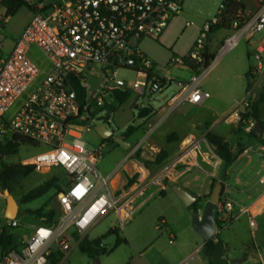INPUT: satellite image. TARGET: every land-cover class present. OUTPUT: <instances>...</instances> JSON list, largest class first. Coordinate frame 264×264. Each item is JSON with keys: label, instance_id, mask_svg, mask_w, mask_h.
I'll return each mask as SVG.
<instances>
[{"label": "built area", "instance_id": "2783aa9c", "mask_svg": "<svg viewBox=\"0 0 264 264\" xmlns=\"http://www.w3.org/2000/svg\"><path fill=\"white\" fill-rule=\"evenodd\" d=\"M184 2L71 0L52 9L36 10L10 54L0 60V134L9 136L11 141L18 137L47 146L49 150L33 157L30 165L39 172L50 167L61 168L68 180L58 195L57 220L34 226L28 238L20 239L19 249L4 257L5 264H49L53 253L66 254L79 245L102 215L115 212L120 226L131 220L153 186L141 179V173L130 172L135 153L148 143L150 133L110 174L104 175L98 165L106 145L90 148L85 140L86 131L105 123L99 117L108 114L113 101L120 105L121 99L132 95L154 96L167 91L174 82L180 90L161 108L165 117L185 104L203 105L211 95L202 90L201 84L216 62L243 38L253 45L252 40L264 31V5L254 13L246 14L240 9L229 29L232 34L223 41L214 60H209L212 30L222 23L226 10L222 5L218 16L200 30L201 37L190 54L170 61L183 69L184 74L185 70L190 72L189 77L175 81L160 76L141 51L140 42L145 38L160 39L170 20L183 12ZM5 22L3 18L2 23ZM33 49L46 58V67L32 59ZM253 54L258 62L253 73L258 76L264 72V38ZM121 72L136 77L122 78ZM26 93L29 95L23 100ZM16 105L18 109L12 114ZM255 124L249 121L245 130L251 132ZM203 146L206 153L199 145L202 160L216 167L220 158L207 140ZM249 151L252 147L244 153ZM211 159L216 160L215 164ZM131 179L135 182L129 185ZM228 189L225 183L222 197ZM217 213L221 225L218 230H223L230 224L228 217L233 222L242 215H251V208L239 205L236 209V203L225 198L220 201ZM10 225L23 229L18 219ZM250 225L255 226L252 219ZM74 233L79 235V240ZM174 238L172 235L171 243Z\"/></svg>", "mask_w": 264, "mask_h": 264}, {"label": "rangeland", "instance_id": "374dc122", "mask_svg": "<svg viewBox=\"0 0 264 264\" xmlns=\"http://www.w3.org/2000/svg\"><path fill=\"white\" fill-rule=\"evenodd\" d=\"M69 1L71 0H44L49 9H52L54 6L63 5ZM223 1L224 0H185L183 12L170 20L168 27H166L160 39L145 38L140 42L141 51L154 64L156 72L160 76L171 78L175 81L187 79L189 77L190 72L185 70L186 73L184 74L183 69L176 67L175 64L170 61L175 58H185L190 54L195 43L201 37L200 30L207 21H211L218 16ZM2 10V6H0V16L3 18L7 17V14H3ZM32 18V11L24 7L16 15L9 17L6 24L0 22V60L5 59L10 54L14 47V43L20 39ZM231 34L232 32L226 29H220L211 34L209 45L212 50H215V57L219 54V49L223 41ZM262 38H264V31L259 33L252 40L254 43L253 45H250L247 40L243 38L233 50L226 53L216 62L211 72L203 79L201 84L202 90L211 95L210 99L205 102V105L196 106L185 104L165 117V113L161 111V108L180 90L174 82L167 91L158 92L154 96L147 94L146 96L140 97L134 95L128 97L126 102H121L120 105L115 108L110 119L107 121V114L99 117V120H105L104 122L107 128L113 132L111 138L103 139L93 128L86 131L85 140L90 148H97L101 144L106 145L103 157L98 165V170L104 175L112 172L119 162H121V160L149 133L148 143L139 149L141 150L142 157L154 160L161 149H166L169 152L170 156L167 162L162 167L154 168L150 175L147 174L146 177H144L145 183L154 179H162L163 184L167 186V196L165 198L162 195L157 196L147 207L125 224L127 228L126 232L133 236L135 242H145V240L149 238H156L158 235L162 234L168 240L169 235L167 231H165L166 226L161 223V216H165L167 220H171L173 231L177 234L178 240L184 245V252L188 250L191 240L194 237L200 239L193 227L191 210L185 208V215L180 217V212L174 205V203H181L180 199L174 191L170 189L166 181L169 180L172 183L180 185L193 196L197 197V200H199L198 210L203 213L210 201L209 195L213 184V177L208 175V179L205 180L204 176H200L197 181L194 182V185L185 184L186 186L188 185V187H184L179 183L181 180L174 177L175 175L171 168L174 166L176 159L181 156L185 150L180 152L178 143H170L168 137L172 134H176L180 138H184L190 133L199 135L200 132H203L208 127L215 128L213 130L214 134L228 136L229 130L233 128L228 126L226 122L235 113L243 111L245 108V101L248 98L245 91L248 83L246 73L249 71L250 67L255 69L257 67L258 62L253 52ZM249 53H252L251 58L248 57ZM30 56L37 64L43 67L47 66L48 62L46 58L36 49L31 51ZM229 67L230 69L228 70ZM120 76L129 79H135L136 77L135 74L130 72H121ZM28 95L29 93H26L23 95L22 99H26ZM236 98H241V100L236 102ZM136 105L139 106V109L135 108ZM145 108L151 109L152 114L147 118H142L140 112ZM17 109L18 105L14 107L12 114L16 113ZM215 111L219 113H215ZM129 127H134L137 131L127 139V143L131 145V148L126 151L121 146L116 145L115 138H123ZM227 138L230 144L236 145L241 136L232 133V135ZM8 141L9 136L0 134V143L5 144ZM48 150L49 148L45 145L27 141L21 145L16 155L11 157L2 156L1 161L7 164L21 163L23 165H30L29 161L33 157ZM202 150L206 153L204 147ZM195 156L203 165L205 164L199 151L195 152ZM215 161L214 159L210 160L213 164H215ZM183 168H185L184 165H179L177 167L178 170H182ZM206 168L208 171L212 170L210 167ZM166 171L171 175L170 177L172 180L164 175ZM52 177L61 179V188L67 186L68 180L66 172L61 168L50 167L46 168L43 172H34L24 179L17 187L18 204L23 194L39 187ZM221 198L220 201L225 198L231 199L228 191L225 196H221ZM46 203H49L50 206L54 205L57 208L59 207L58 195L55 191H51L49 194L31 203L19 204L18 219L23 225V229L19 230L21 239L28 238L33 227L42 224L41 220L31 215L29 211L40 209ZM6 207L7 199L0 193L1 219L5 218L4 211ZM250 219L254 221L255 226L250 225ZM228 222H230V224L223 230L219 229L218 233L226 244L228 258L230 260L241 259L246 251L249 252L255 248H252L251 245L260 240L258 229L262 228V220L254 213L253 215H242L233 222H231L230 217H228ZM93 225L95 228L89 230L86 234V237L90 240L103 236L110 229L120 227L118 216L115 212L102 215ZM187 226L189 228H187ZM156 227L160 229L156 230ZM124 235L125 234L120 231L119 236L123 238ZM116 241V235L109 236L104 241V245L108 249H112L116 245ZM129 254L130 248L123 247L121 250L112 252L111 254L90 258L79 249L78 245H74L72 250L66 253L65 257L58 264H123L122 262L127 259ZM0 259L2 258L0 257ZM243 264L252 263L244 261Z\"/></svg>", "mask_w": 264, "mask_h": 264}, {"label": "trees", "instance_id": "16d2710c", "mask_svg": "<svg viewBox=\"0 0 264 264\" xmlns=\"http://www.w3.org/2000/svg\"><path fill=\"white\" fill-rule=\"evenodd\" d=\"M1 5L7 10V17H11L16 15L22 8L27 7L31 11H34L35 8L29 4L27 0H3ZM222 5L226 8L224 11L223 21L220 25L213 28L212 33L216 32L220 29L229 30L231 28V24L234 20H237L238 12L240 9L244 10V7L237 0H224ZM251 58V53L248 55ZM209 60H214L215 56L210 54L209 52ZM247 78V92H249L254 86V80L256 76L253 73V68L250 67L249 71L246 73ZM256 93L257 96L254 99L252 94ZM251 95L248 97V106L244 108L243 111L240 112V119L235 129V135H240V140L236 143V145L230 144V142L226 141V139L217 134L208 132L206 134V140L211 146L216 147V155L220 158V163L218 167V173L215 177H213V184L211 188V192L216 185L217 182L221 181L223 183V191L221 196L223 195L225 189V183L229 180V169L237 162V160L244 154L245 150L254 143H260L264 145V134L262 132V136L258 137L254 130L251 132H247L245 130L249 121L253 120L255 123L261 125L262 130L264 131V92L262 91H253ZM128 100L127 97L121 99V102H126ZM115 110V109H114ZM152 114L151 109L145 108L140 112V116L142 118H147ZM137 131L134 127H129L127 132L124 135V139H127L135 134ZM168 141L177 142L178 137L176 134H172L168 137ZM27 142L26 140L18 137H14L11 141L9 140L7 143H0V161L3 157H11L18 153L19 148L22 144ZM117 146H120L116 143ZM169 152L166 149H161L158 155L154 160L146 159L142 157L141 150H138L133 159L138 162L140 165L145 167L150 173L154 170V168L162 167L167 160L169 159ZM37 172L36 167L34 165H23L21 163L16 164H7L4 162H0V185L3 186L4 189L9 190L11 194L14 195L17 200V187L21 184V182L29 177L32 173ZM135 182V179H131L129 185ZM61 179L58 177H52L46 180L39 187L23 194L19 204H27L31 203L47 194L51 191H55L57 195L60 194L62 188L60 187ZM167 185L170 186V189L175 183L166 181ZM167 187V186H165ZM211 192L209 198L211 196ZM160 195L164 196L165 191H162ZM198 203H196L189 208L198 211ZM31 215L36 216L43 223H54L60 215L59 207L50 206L49 203H46L40 209L35 211H29ZM18 219V218H17ZM216 221L218 227L220 228V222L218 220V213L216 214ZM2 223V233L0 234V257L3 259L8 252L14 249H19L20 247V228H13L11 225L7 224L6 218L1 219ZM264 224V223H263ZM120 229L114 228L110 229L103 236L90 240L87 237H84L78 247L79 249L90 258H97L100 256H104L107 254H111L123 244H127V240L123 237H120ZM117 236L116 245L112 249H108L104 245V241L109 236ZM74 237L76 240H79V235L74 233ZM203 257L206 260L207 264H230V259H224V256L228 257V249L226 247L225 242L221 239L220 234L208 241L203 245L202 248ZM245 255L248 256V252H245ZM65 254L60 252H55L50 258L49 264H58L63 258ZM127 264H131L130 262Z\"/></svg>", "mask_w": 264, "mask_h": 264}, {"label": "crops", "instance_id": "0c3cea01", "mask_svg": "<svg viewBox=\"0 0 264 264\" xmlns=\"http://www.w3.org/2000/svg\"><path fill=\"white\" fill-rule=\"evenodd\" d=\"M2 1L3 0H0V6H2L1 5ZM27 1L31 6L35 8V10L32 11V13H34L36 10L48 8L44 0H27ZM237 1L244 7L246 14L257 12L261 8V6L264 5V0H237ZM2 9H3L2 10L3 14L7 13L6 8L2 6ZM5 18H6V22H5L6 24L8 22L9 17H5ZM2 20L3 17L0 16V22H2ZM214 51L215 50H212V48H210L209 45L210 54L215 56L216 52ZM229 69L230 67L228 68V70ZM245 91L247 97L249 96V94H252L253 91L264 92V72L256 77V79L254 80L253 88L249 92H247V87H246ZM252 96L255 99L257 94L253 93ZM240 100L241 98L235 99L236 102H239ZM205 104L206 103H204L203 105ZM240 112L241 111L235 113L226 122L228 126H231L233 128L229 130L228 136H224L221 134H217V135L224 137L226 141H228L227 137L231 136L232 133L235 134V129L240 119ZM215 113H219V112L215 111ZM214 129H215L214 127H208L203 132H200L199 135L190 133L184 138H180L177 136L178 141L176 143H178L179 145L180 152H182L183 150L185 151L181 156H179L176 159V162L174 163V166H172L171 169L173 170V173L175 175L174 177L180 179L181 182L179 183H181L184 187L186 186L185 184L194 185V182H196L200 176H204V179L207 180L208 175L212 177H215L217 175L219 161L216 162V167L210 164L209 162H205V164L203 165L201 161L197 160V157L195 156V152L199 151V145H201L202 148L204 147L203 143L204 141H206V137H205L206 134L208 132L213 133ZM262 132L264 134L263 130ZM249 147H252V151H249L248 153H244L237 160V162L229 169L230 177L226 183L229 185V190H228L229 196L236 203V209L239 208V205L250 207L251 214L253 215L255 213L257 217L261 218L262 223H264V145L256 142L250 145ZM124 159L125 158H123L121 162ZM121 162H119V164ZM179 165H184L185 168H183L182 170H178L177 167ZM206 167H210L212 170L208 171ZM167 171L164 173V175L171 179L170 177L171 175H169ZM130 172L131 174H134L136 172L141 173L140 175L142 179H144V177H146L147 174L150 175V172L136 161L130 164ZM150 182L153 183V186L148 189L142 201L141 209L138 211V213L141 212L145 207H147L150 204V202H152L157 196L160 195L162 191H165V195L163 197L165 198L167 196V188L163 184L162 179H157V180L154 179ZM186 187H188V185ZM174 205L179 210L180 217H183L185 215L184 210L186 208L184 204L181 202V203H174ZM160 219H162L163 224L166 226L165 231H167L169 235L168 240L162 234V235H158L156 238H151V239L149 238L145 240V242H135L133 236L128 232H126L127 228L125 227V224L127 222L119 227L121 232L125 234L123 237L128 242L127 244H123L118 248H116L114 252L121 250V248L123 247L130 248V254L127 257V259L124 260V262H122L123 264H127L129 262L131 264H207L202 253V248L204 243L200 236H199L200 239L194 237L191 240L188 250L184 252L183 250L184 245L182 244V242L178 240L177 234L173 231L171 220L170 219L167 220L165 216H161ZM189 227L187 226V228ZM94 228L95 226L93 225L90 228V230ZM156 230H159L158 227H156ZM258 234L260 236V240L256 241V243L251 245L252 248L253 247L255 248L248 252L247 259L245 260L251 262L252 264H264V224H262L261 229H258ZM172 235L175 237L174 238L175 240L171 243Z\"/></svg>", "mask_w": 264, "mask_h": 264}, {"label": "water", "instance_id": "95a60500", "mask_svg": "<svg viewBox=\"0 0 264 264\" xmlns=\"http://www.w3.org/2000/svg\"><path fill=\"white\" fill-rule=\"evenodd\" d=\"M111 105L112 108L108 111L106 121L110 119V116L114 112V109L118 106V101H113ZM135 108L139 109V106L136 105ZM95 130L103 139H109L113 135V132L107 128L106 123H100L96 125ZM254 132L258 137L262 136V127L260 124H255ZM115 142L126 151L131 148V145L127 143V141L122 137L115 138ZM212 147L214 151H216V147ZM171 188L186 208H191L196 203L197 197L193 196L190 192H188L180 185L175 184ZM222 191L223 183L219 181L214 186L211 192L210 201L208 202V205L203 213H201L199 210L195 211L194 209H191L193 227L196 233L201 237L204 244L214 239L218 234L216 214ZM0 193H2L7 199V207L4 217L7 220V224L10 225L11 221L17 219L18 217L19 204L14 195L11 194L9 190L4 189L2 185H0ZM223 258L227 259L228 257L224 256ZM246 259L247 256L244 255L241 259L230 260V264H243ZM1 264H5V258L2 259Z\"/></svg>", "mask_w": 264, "mask_h": 264}, {"label": "flooded vegetation", "instance_id": "af4514ba", "mask_svg": "<svg viewBox=\"0 0 264 264\" xmlns=\"http://www.w3.org/2000/svg\"><path fill=\"white\" fill-rule=\"evenodd\" d=\"M112 136H113V135H112ZM112 136H111V137H112ZM111 137H110V138H111Z\"/></svg>", "mask_w": 264, "mask_h": 264}, {"label": "bare ground", "instance_id": "6f19581e", "mask_svg": "<svg viewBox=\"0 0 264 264\" xmlns=\"http://www.w3.org/2000/svg\"><path fill=\"white\" fill-rule=\"evenodd\" d=\"M142 179V178H141ZM143 180V179H142Z\"/></svg>", "mask_w": 264, "mask_h": 264}]
</instances>
